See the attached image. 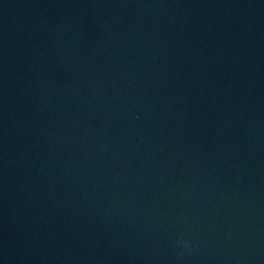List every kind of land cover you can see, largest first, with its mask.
I'll use <instances>...</instances> for the list:
<instances>
[{
    "label": "water",
    "instance_id": "obj_1",
    "mask_svg": "<svg viewBox=\"0 0 264 264\" xmlns=\"http://www.w3.org/2000/svg\"><path fill=\"white\" fill-rule=\"evenodd\" d=\"M0 264H264V0H0Z\"/></svg>",
    "mask_w": 264,
    "mask_h": 264
},
{
    "label": "clouds",
    "instance_id": "obj_2",
    "mask_svg": "<svg viewBox=\"0 0 264 264\" xmlns=\"http://www.w3.org/2000/svg\"><path fill=\"white\" fill-rule=\"evenodd\" d=\"M179 240H183V234H181L179 237H178ZM185 244L187 243V241H184Z\"/></svg>",
    "mask_w": 264,
    "mask_h": 264
}]
</instances>
